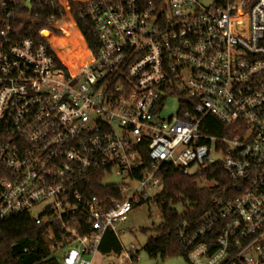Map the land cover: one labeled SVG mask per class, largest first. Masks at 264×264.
Wrapping results in <instances>:
<instances>
[{
    "label": "built area",
    "instance_id": "1",
    "mask_svg": "<svg viewBox=\"0 0 264 264\" xmlns=\"http://www.w3.org/2000/svg\"><path fill=\"white\" fill-rule=\"evenodd\" d=\"M45 1L63 16L27 33L1 0L0 223L28 214L57 264L107 261L167 172L218 165L229 187L178 226L188 262L264 264V0H73L93 50Z\"/></svg>",
    "mask_w": 264,
    "mask_h": 264
},
{
    "label": "trees",
    "instance_id": "2",
    "mask_svg": "<svg viewBox=\"0 0 264 264\" xmlns=\"http://www.w3.org/2000/svg\"><path fill=\"white\" fill-rule=\"evenodd\" d=\"M18 0L10 17L14 27L31 33L36 28H49L50 16L55 20L63 16L48 1L31 2V9ZM157 1V0H146ZM69 15L84 36L88 48H95L94 33L80 14L85 12V5L73 0L68 1ZM3 5L0 0V16ZM2 21V19H0ZM58 32V30H55ZM216 181L213 186L202 184L201 181ZM220 187V189H219ZM229 187V181L218 165L207 166L194 173L184 174L181 171L167 172L163 176L162 192L155 199L160 211V222L154 228L156 235L147 238L142 249L150 257L182 254L187 259V249L178 234V226L182 221L196 225L204 211L209 210L214 196L219 197L220 190ZM177 206L181 210L177 209ZM43 225L33 222L28 214L16 215L0 223V264H57L56 259L48 254ZM143 233L147 229L141 230ZM23 248H27L24 252ZM124 251L118 237L110 230L104 232L98 252L106 259H116ZM137 250L129 253L130 261L134 262ZM190 264V263H189Z\"/></svg>",
    "mask_w": 264,
    "mask_h": 264
},
{
    "label": "rangeland",
    "instance_id": "3",
    "mask_svg": "<svg viewBox=\"0 0 264 264\" xmlns=\"http://www.w3.org/2000/svg\"><path fill=\"white\" fill-rule=\"evenodd\" d=\"M66 4L67 0H61ZM63 25H65V30L68 32L65 38L72 45H77L76 37L72 32V26L67 21H72L71 17H66L62 19ZM173 102H170L168 107L165 109L164 114H168L173 111ZM111 179V178H107ZM202 184L208 185L209 182L201 181ZM159 189L154 191H149V195L157 193ZM178 210H181L177 206ZM160 211L154 201L149 200L142 202L140 204L134 205L127 214V219L122 223L121 227L123 231L118 234V239L124 250H128L130 245H133L134 250H137V259L131 262L129 259L126 260L124 264H189L182 254L168 255L164 258L160 256L150 257L142 249L143 244L146 242L147 238L154 237L156 235L154 228L160 222ZM147 229L145 233L141 230ZM105 258V257H104ZM106 259V258H105ZM104 261L99 257L94 259L93 264H120L122 256L119 255L117 259H106Z\"/></svg>",
    "mask_w": 264,
    "mask_h": 264
},
{
    "label": "water",
    "instance_id": "4",
    "mask_svg": "<svg viewBox=\"0 0 264 264\" xmlns=\"http://www.w3.org/2000/svg\"><path fill=\"white\" fill-rule=\"evenodd\" d=\"M23 5H24L25 8L31 9V2H30V0H24L23 1Z\"/></svg>",
    "mask_w": 264,
    "mask_h": 264
}]
</instances>
